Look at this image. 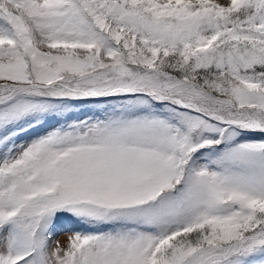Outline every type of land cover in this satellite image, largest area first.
I'll use <instances>...</instances> for the list:
<instances>
[{
	"label": "snow or ice",
	"instance_id": "1",
	"mask_svg": "<svg viewBox=\"0 0 264 264\" xmlns=\"http://www.w3.org/2000/svg\"><path fill=\"white\" fill-rule=\"evenodd\" d=\"M0 264H264V0H0Z\"/></svg>",
	"mask_w": 264,
	"mask_h": 264
},
{
	"label": "rangeland",
	"instance_id": "2",
	"mask_svg": "<svg viewBox=\"0 0 264 264\" xmlns=\"http://www.w3.org/2000/svg\"><path fill=\"white\" fill-rule=\"evenodd\" d=\"M81 118H83V115H81ZM25 139H27V137ZM74 230H80L79 225L69 220H62L55 230L53 239L59 240L62 244H64L67 242L68 236Z\"/></svg>",
	"mask_w": 264,
	"mask_h": 264
}]
</instances>
